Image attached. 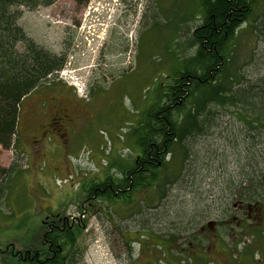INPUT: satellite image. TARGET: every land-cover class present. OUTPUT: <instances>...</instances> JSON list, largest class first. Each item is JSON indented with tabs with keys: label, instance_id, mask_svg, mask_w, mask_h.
Segmentation results:
<instances>
[{
	"label": "rangeland",
	"instance_id": "rangeland-1",
	"mask_svg": "<svg viewBox=\"0 0 264 264\" xmlns=\"http://www.w3.org/2000/svg\"><path fill=\"white\" fill-rule=\"evenodd\" d=\"M197 7V0H57L33 11L19 6L18 23L29 37L67 53L63 75L50 81L71 90L66 108L82 115L34 144L37 128L23 104L12 146L0 145V252L8 245L16 251L39 246L48 216L80 225L83 264H198L195 253L203 264H230L245 252L251 239L246 226L255 217L230 197L232 180L250 167L246 131L234 106L215 107L204 134L191 138L183 174L164 195L148 190L99 203L86 194L118 170L115 162L127 164L136 155L131 131L156 97L159 73L170 71L174 51H195L189 39L198 16L183 18ZM253 19L240 30L234 64L247 87L264 82V35L252 32ZM53 105L47 101L46 111ZM9 251L2 258L8 260Z\"/></svg>",
	"mask_w": 264,
	"mask_h": 264
},
{
	"label": "trees",
	"instance_id": "trees-1",
	"mask_svg": "<svg viewBox=\"0 0 264 264\" xmlns=\"http://www.w3.org/2000/svg\"><path fill=\"white\" fill-rule=\"evenodd\" d=\"M56 1L0 0V145L4 149L12 146L22 98L39 81L48 82L61 71L68 58L67 53L48 50L29 37L18 23L22 14L18 8L24 6L33 11ZM74 1L82 5L88 0ZM197 4V10L191 8V14L183 18L198 16L199 23L190 29L189 39V46L195 51L190 55L174 51L170 71L159 73L162 79L157 78L156 97L131 131L139 152L125 164L121 173L124 177L116 179L120 186L114 183V176L108 177L109 183L114 184L108 196L113 199L119 189L122 191L115 200L127 192L129 197L148 190L164 195L183 174V166L191 157V138L204 134L215 107L234 106L243 121L241 128L246 131L244 143L250 167L232 180L230 197L256 204L258 212L264 214V169L258 161L264 147V82L247 87L241 67L234 68L242 26H248L254 16L252 32L264 35V6L261 0H197ZM260 7L259 15L255 14ZM18 44H23V49H18ZM96 189L93 183L86 190L88 197ZM142 200L146 203L145 198ZM56 218L48 216L49 220L44 221L39 246L30 244L25 250L16 251L8 245L0 252V264H83L84 254L77 247L80 225ZM9 249L6 260L2 257ZM239 256L247 257L246 248Z\"/></svg>",
	"mask_w": 264,
	"mask_h": 264
},
{
	"label": "flooded vegetation",
	"instance_id": "flooded-vegetation-1",
	"mask_svg": "<svg viewBox=\"0 0 264 264\" xmlns=\"http://www.w3.org/2000/svg\"><path fill=\"white\" fill-rule=\"evenodd\" d=\"M24 48H25L24 52L26 53L28 48L26 46ZM7 69L9 72L12 70V68H10L11 70L9 68ZM70 94H71V90L62 83H56L50 80L48 82H45L44 80H41L35 85V87L32 89L30 93H28L22 98L21 103L19 105V112L22 111L23 104L27 103V109H25L24 107L23 109L25 113L27 112V114L29 115V118L31 120V126L37 128L36 132L32 135L34 144L39 143L38 137H43V136L45 137L49 133L51 134V132L53 131L56 133L60 132L64 130L66 123L68 121H72L75 118L82 115L80 114L78 116H75L71 112V110L66 108V102L70 100ZM47 101H53L54 103L51 111H46L45 109V107L47 106ZM43 109H45L44 112H42ZM72 111H74V109H72ZM68 133L69 132L66 131V135H68ZM137 151L139 152V149H137ZM121 163L122 162L120 161L115 162L114 165L117 164L120 166L118 167V170H115V173H113L114 171L113 169H112L113 171L111 170L110 173V175L114 176L115 178L113 180L115 184H119L117 183L116 179H121L122 178L121 176H123L121 173L125 171V164H121ZM108 177H105L98 183L96 182V186H97L96 192L94 195L89 197V199H92L93 201L97 200L99 203L100 201L103 200L107 201V203L110 202L108 193L109 191L113 190L114 184L112 185L109 183ZM119 191H122V189H119L118 191L114 192L113 199L118 195V193H120ZM126 194H128V192L124 193V195L122 196L120 195L121 198H119V200L128 198L129 196H127ZM246 205L248 206V211L249 212L253 211L254 214L252 213L251 214L255 217L254 225L249 226L251 222L249 223L248 221L247 223L249 224H247L246 226L247 236L251 237L250 241L245 244L247 257L244 258L239 257V259L235 257L236 259L231 258L229 259V261L230 264H264V229H263L264 214L258 212L259 210L256 207L257 206L256 204L255 205L246 204ZM229 219L231 221L232 217H230ZM203 225L204 226H201L200 228L205 230L207 224L204 223ZM215 229L221 230L218 227ZM214 236L215 239L220 241L222 240L221 234L215 233ZM261 237L263 238L262 245L260 244ZM195 238L196 237H194L193 239ZM199 239L204 240V238H200V237ZM195 257H198L199 262L196 261L198 264L204 263L203 261L204 259L202 260L199 258L201 257L200 254L195 253Z\"/></svg>",
	"mask_w": 264,
	"mask_h": 264
},
{
	"label": "built area",
	"instance_id": "built-area-1",
	"mask_svg": "<svg viewBox=\"0 0 264 264\" xmlns=\"http://www.w3.org/2000/svg\"><path fill=\"white\" fill-rule=\"evenodd\" d=\"M63 72H61V74H62Z\"/></svg>",
	"mask_w": 264,
	"mask_h": 264
}]
</instances>
